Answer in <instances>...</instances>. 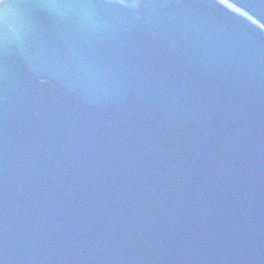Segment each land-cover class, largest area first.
<instances>
[{
  "label": "water",
  "instance_id": "1",
  "mask_svg": "<svg viewBox=\"0 0 264 264\" xmlns=\"http://www.w3.org/2000/svg\"><path fill=\"white\" fill-rule=\"evenodd\" d=\"M0 264H264V0H0Z\"/></svg>",
  "mask_w": 264,
  "mask_h": 264
}]
</instances>
